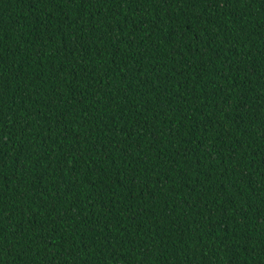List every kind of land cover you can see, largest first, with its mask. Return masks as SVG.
Segmentation results:
<instances>
[{
    "label": "trees",
    "instance_id": "16d2710c",
    "mask_svg": "<svg viewBox=\"0 0 264 264\" xmlns=\"http://www.w3.org/2000/svg\"><path fill=\"white\" fill-rule=\"evenodd\" d=\"M0 264H264V0H0Z\"/></svg>",
    "mask_w": 264,
    "mask_h": 264
}]
</instances>
